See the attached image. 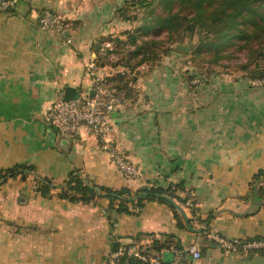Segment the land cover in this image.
Here are the masks:
<instances>
[{
  "label": "crops",
  "instance_id": "obj_1",
  "mask_svg": "<svg viewBox=\"0 0 264 264\" xmlns=\"http://www.w3.org/2000/svg\"><path fill=\"white\" fill-rule=\"evenodd\" d=\"M4 1L0 170L28 162L62 183L79 168L97 183L132 189L183 179L187 189L180 193L194 200L198 213L184 203L188 221L180 227L173 208L158 199L118 212L105 196L75 202L55 189L44 195L32 174H19L0 185V264H104L114 241L137 243L164 260L184 249L185 264H264V251H226L208 235L264 237V198L251 189L254 174L264 170V84L252 83L240 67L194 68L177 47L134 68L107 57L101 62L98 42L125 39L138 24L118 12L125 0ZM45 8L70 21L71 42L39 26ZM97 58L110 87L126 92L111 113L113 136L143 178L125 175L87 127L63 134L44 119L66 85L90 93L86 67ZM194 243L202 252L197 259L188 251Z\"/></svg>",
  "mask_w": 264,
  "mask_h": 264
},
{
  "label": "trees",
  "instance_id": "obj_2",
  "mask_svg": "<svg viewBox=\"0 0 264 264\" xmlns=\"http://www.w3.org/2000/svg\"><path fill=\"white\" fill-rule=\"evenodd\" d=\"M158 5L161 7L160 11L156 10ZM140 9L142 13H130L131 10ZM118 12L123 18L136 20L138 24L133 29L125 31L127 39L107 37L114 40L116 45L136 44V48L125 50L117 63L123 62L134 68L145 61L156 60L161 57V53L171 51V49L159 51L154 49V46L151 48L148 42L150 43L152 39L138 42L141 35H147L154 29H167L170 38L177 43H181L184 36L189 33L198 34L197 42L190 46L192 63V56L195 59L208 55L209 57L203 61L221 65L220 59L230 58L235 50L245 49L247 60L239 67L252 78L264 76V65L259 60L264 57V0H125L124 5L118 8ZM103 41L98 42L100 49ZM112 50L114 47L107 48L100 61L104 62ZM95 61L99 62L98 58ZM215 67L206 68L213 70ZM194 68L202 69L195 65ZM19 174L24 178L32 174L38 183V190L44 195H51L55 189L60 197L75 202H91L97 197L105 196L110 200L109 209L118 212L138 210L146 201L158 199L173 208L178 226L187 225L188 219L183 214L182 206L189 195L180 193L187 189L186 181L183 179L166 185L147 184L138 189L128 186L114 188L97 183L84 175L79 168H74L62 183H56L52 178L39 174L34 164L19 162L0 170V185L9 177ZM251 189L254 195L264 198L263 169L254 174ZM155 244L156 248L161 247ZM128 261L139 262L132 258Z\"/></svg>",
  "mask_w": 264,
  "mask_h": 264
},
{
  "label": "built area",
  "instance_id": "obj_3",
  "mask_svg": "<svg viewBox=\"0 0 264 264\" xmlns=\"http://www.w3.org/2000/svg\"><path fill=\"white\" fill-rule=\"evenodd\" d=\"M9 5L10 1H4ZM38 24L43 29H53L63 36L65 42H71L72 38L68 34L70 31V21L56 11L45 8L38 17ZM114 46L110 39H105L102 43V53L107 48ZM108 58L114 60L119 58V54L112 52ZM86 74L93 79V94H80L74 99L60 98L52 102L44 113L47 124L55 127L60 133L74 135L82 126L95 135L102 146L110 153L112 161L127 176L143 178L142 169L131 161L119 148L113 136L112 111L121 106L125 98V90L110 87L109 79L100 71V67L95 60L90 61L86 67ZM254 84H264V76L256 77L252 80ZM186 206L192 213L197 214L198 210L194 200L188 197ZM209 238L215 241L222 249L233 252H260L264 251V237H241L227 236L217 231H208ZM193 259L202 256L201 249L194 243L189 246ZM186 250L180 249L170 260H164L161 255L152 252L137 243H131L119 247L110 253L104 264H185L184 255ZM139 260V262H129L128 259ZM125 259V260H124Z\"/></svg>",
  "mask_w": 264,
  "mask_h": 264
},
{
  "label": "rangeland",
  "instance_id": "obj_4",
  "mask_svg": "<svg viewBox=\"0 0 264 264\" xmlns=\"http://www.w3.org/2000/svg\"><path fill=\"white\" fill-rule=\"evenodd\" d=\"M156 10L160 11L161 10V7L158 5L156 6ZM135 12H139V13H142V9L140 10H131L130 13H135ZM127 37V36H126ZM127 39V38H125ZM147 39H152V41L148 44L151 48H154L156 50H159V51H162V50H166V49H171V50H174L176 49V44L177 42H173L174 40L172 38H170V33L167 29H154L152 31H150L149 34L147 35H141L140 38L138 39V42L140 41H143V40H147ZM198 40V34L195 33V34H191L189 33L188 35H185L184 38H183V41H181V43H184L188 46H194L195 43L197 42ZM113 43H114V50H112L113 52H116L117 54H119L120 56L123 55L124 51L125 50H128V49H133V48H136V44H132V43H121L119 45H116L115 44V41L113 40ZM154 46V47H153ZM116 49V50H115ZM191 50L190 49L188 51V54H187V57H189V60H191ZM247 50L245 49H242V50H235L233 53H232V56L229 58V57H224L222 59H220V62L222 63L221 65H218V64H211L209 62H205L203 61V59H206L207 57H209L208 55L207 56H199V57H196L194 59V57L192 56V59H193V63L191 62V64H193V66L195 65L196 67H201V68H206V67H215V66H220V67H224L226 68L225 66L227 67H239L242 63L246 62L247 60V53H246ZM260 62L264 65V57L259 59ZM112 62H115L117 63L116 61H120V57L119 58H115L114 60H111ZM197 62H199L200 64H198ZM201 63H203L201 65Z\"/></svg>",
  "mask_w": 264,
  "mask_h": 264
},
{
  "label": "water",
  "instance_id": "obj_5",
  "mask_svg": "<svg viewBox=\"0 0 264 264\" xmlns=\"http://www.w3.org/2000/svg\"><path fill=\"white\" fill-rule=\"evenodd\" d=\"M176 47L182 51L188 52L190 50V46L184 44V43H178ZM94 90L92 89L90 91V94H93ZM80 96V90L77 86L72 85H66L64 89V98L65 99H74ZM64 134V133H63ZM179 207V205H177ZM180 208V207H179ZM183 214L186 219H188L186 213L183 211ZM119 243L118 241H114L113 243V251L118 250Z\"/></svg>",
  "mask_w": 264,
  "mask_h": 264
}]
</instances>
